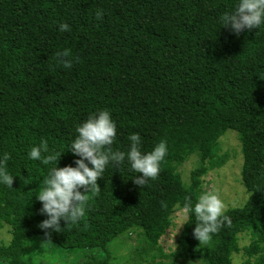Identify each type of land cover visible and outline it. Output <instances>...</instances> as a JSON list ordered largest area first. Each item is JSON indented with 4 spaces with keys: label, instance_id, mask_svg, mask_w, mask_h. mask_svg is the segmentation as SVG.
<instances>
[{
    "label": "trees",
    "instance_id": "obj_1",
    "mask_svg": "<svg viewBox=\"0 0 264 264\" xmlns=\"http://www.w3.org/2000/svg\"><path fill=\"white\" fill-rule=\"evenodd\" d=\"M235 2L0 0V155H9L13 175L11 187L0 185V223L10 230L9 242L0 244L2 264H29L23 254L32 237L98 248L105 257L86 264H110L109 243L126 234L135 237V252L152 254L156 264H232L246 235L245 264H264V25L239 34L221 26L218 18ZM60 22L70 30L58 31ZM63 50L71 68L56 58ZM98 109L116 123L114 151L126 152L133 132L142 151L166 141L159 175L142 187L127 163L108 165L96 181L100 191L85 193L76 225L61 220L59 232L42 230L47 217L36 195L54 165L30 161L27 151L43 140L61 152L57 167L75 166L79 157L68 144ZM227 129L237 133L249 195L226 209L230 222L206 246L194 238L189 213L175 250L165 253L159 241L174 212L194 204L202 178L227 162L219 143ZM191 157L197 163L184 182L178 169Z\"/></svg>",
    "mask_w": 264,
    "mask_h": 264
},
{
    "label": "clouds",
    "instance_id": "obj_2",
    "mask_svg": "<svg viewBox=\"0 0 264 264\" xmlns=\"http://www.w3.org/2000/svg\"><path fill=\"white\" fill-rule=\"evenodd\" d=\"M218 19L221 26L230 29L234 34H239L243 30L258 29L264 25V0H236L231 10ZM69 30L70 26L67 23H59L58 31ZM68 56V50L56 53L59 64L64 68L72 67ZM75 131L74 139L68 144L71 152L79 157L74 161L75 166L57 167V159L61 152H51L43 140L38 146H32L27 151V158L30 161H38L41 165H54L49 168L43 188L36 195L41 202L39 212L47 217L38 224L42 230L59 232L62 229L61 220L64 227L76 225L85 215L89 199L85 193L94 196L100 191L96 181L103 176L108 165L118 169L127 163L132 172L140 173L139 176L133 177V182L143 187L148 180H155L158 177L160 164L168 151L166 141L163 139L150 151H142L141 136L135 132L127 138L129 147L126 152L114 151L111 146L116 140L117 128L107 109H98L90 113ZM9 159L7 153L0 155V185L6 187H11L13 179V175L7 171ZM81 188L84 189L83 192L79 190ZM225 211L224 202L213 191L203 192L194 204L184 205V214L187 216L191 213L195 218L193 235L199 245H208L221 225L230 222L224 215Z\"/></svg>",
    "mask_w": 264,
    "mask_h": 264
},
{
    "label": "rangeland",
    "instance_id": "obj_3",
    "mask_svg": "<svg viewBox=\"0 0 264 264\" xmlns=\"http://www.w3.org/2000/svg\"><path fill=\"white\" fill-rule=\"evenodd\" d=\"M219 143L221 152L228 155V160L222 167L209 171L202 178L201 194L206 191H213L222 199L226 209L239 207L244 203L249 193L241 182L242 153L236 131L227 129L220 138ZM191 156H195V154ZM196 163V157H191L179 167L178 170L184 182L188 181L189 172L195 167ZM186 219L184 209L174 212L171 226L159 241L165 253L175 250L177 238ZM9 240V226L0 223V244H7ZM248 242V236H239L240 251L232 255V264H245L246 257L241 248L246 246ZM135 247L136 241L133 235L126 234L115 237L108 246L110 264H156L160 261L159 258L152 259V254H137ZM104 257L105 252L98 248H62L53 242L43 241L39 237L28 239L23 254V258L29 264H86L91 258ZM0 264H2L1 260ZM160 264L171 263L170 260H162ZM174 264L188 263L176 262Z\"/></svg>",
    "mask_w": 264,
    "mask_h": 264
}]
</instances>
